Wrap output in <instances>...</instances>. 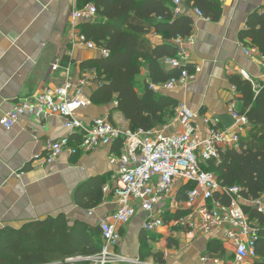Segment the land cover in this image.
<instances>
[{
  "label": "crops",
  "instance_id": "1",
  "mask_svg": "<svg viewBox=\"0 0 264 264\" xmlns=\"http://www.w3.org/2000/svg\"><path fill=\"white\" fill-rule=\"evenodd\" d=\"M219 2L221 15L217 21L196 16L190 9L193 31L192 42L187 46L188 65L192 70L196 66L200 70L186 84L161 93L185 104L192 112L218 117L219 127L229 129L233 120L227 112V105L234 101L236 108H243L241 99L232 90L229 76L241 75V70H244L255 85L264 86L259 49L248 39L243 41L239 37L249 14L259 8L264 9V0ZM73 8H78L76 0H0V117L17 98L31 97L45 88L60 86L68 78H77L90 68L83 64L100 58L98 50L73 43V34L79 33L81 21L71 20ZM149 37L155 43L160 41L154 33ZM248 48H254L251 56L244 53ZM56 58H60L62 63L53 70ZM167 59L162 62L169 65ZM68 61L71 65L66 71L64 66ZM146 75L147 69L143 66L137 77V91ZM95 87V81L88 84L85 89L88 98ZM115 105L101 106L90 101L89 106L79 111L78 117L85 122L95 117H107L117 127L129 128V122L121 112L114 110ZM173 117L156 128L179 131L181 127L174 123ZM198 122L203 128L200 118ZM63 136L71 138L72 133L56 115L41 121L20 120L10 128L0 125V233L7 229L18 230L33 222H57L68 230L80 225L85 226L91 235H100L99 219L117 207L114 192H104L103 187L110 185L119 173V166L111 164L109 157L119 151L120 144L116 142L84 152L77 148L78 140L74 136L69 146L76 148L75 153L62 152L53 163L40 165L35 158L45 153V142ZM101 180L99 188L98 181ZM180 188L182 185L176 192L178 199H181ZM100 189L103 198L92 207L91 203L98 197ZM87 203L91 207H86ZM262 207L264 209V202ZM179 213L167 210L164 225L147 231L143 229L147 213L137 207L135 215L120 226L121 239L115 251L149 264H228L232 261L234 247L230 241L217 237L223 253L219 250L209 255L208 243L214 238L188 233L176 225L174 221ZM143 235L147 236L151 249L150 256L141 259ZM99 241L102 244L101 236ZM78 254L81 253H75ZM158 255L162 261L157 260ZM204 256L207 261L202 260ZM256 258L251 257L249 262L252 264ZM80 261L85 260L65 262L79 264Z\"/></svg>",
  "mask_w": 264,
  "mask_h": 264
},
{
  "label": "built area",
  "instance_id": "2",
  "mask_svg": "<svg viewBox=\"0 0 264 264\" xmlns=\"http://www.w3.org/2000/svg\"><path fill=\"white\" fill-rule=\"evenodd\" d=\"M182 3L183 0H173V14L181 13ZM96 12L93 4H86L82 8H73L70 17L73 22L85 21L94 18ZM192 12L202 17L199 8H192ZM72 39L74 44L98 50L100 57L109 55L108 50L91 40L87 41L81 33H74ZM173 42L178 50L174 57L167 59V63L179 70V75L162 84H151L154 91L163 92L182 86L194 79L200 70L198 66L191 72L188 69L187 46L192 42V36L178 37ZM253 51L254 48H248L244 53L251 56ZM259 60L264 77V56ZM61 63V59L56 58L52 69H58ZM70 65L68 61L64 66L66 71ZM241 75L252 84L256 94L261 86L255 85L244 70H241ZM92 81L99 84L95 68L90 67L77 78H68L58 87L45 88L31 97L17 98L0 117V125L10 128L20 120L41 121L56 115L61 118L65 128L79 138L77 148L84 152L116 142L120 144L119 151L111 153L109 157L111 164L119 166V173L110 185L103 187L104 192H114L117 207L99 219L102 247L97 254L68 257L65 261L73 263L85 260L86 264L135 261L137 264H149L129 259L114 249L121 239L120 226L125 225L135 215L136 208L140 207L147 213L144 230L154 231L163 226L167 210L185 212V215L175 218L176 225L196 235L222 236L234 247L233 259L228 264H251L249 259L256 256L259 225L249 220L242 205H249L264 213V190L256 199H244L238 186L221 185L216 174L202 166L209 160L219 161L221 152L226 149L239 148L240 136L250 127L245 112L236 108L234 101L227 105V112L233 120L229 129L219 127L218 117L192 112L183 103H177L174 107L173 121L181 127L179 131H166L162 127L147 131L122 129L107 117H95L85 122L78 117V113L90 105L85 89ZM232 90L241 99L236 86L232 85ZM199 118L203 128L199 126ZM69 143V136L47 140L45 153L36 156L35 160L45 166L53 163L62 152L75 153L76 148L70 147ZM190 183L194 187L184 189V199H178L176 192L179 185ZM202 260L208 259L204 256Z\"/></svg>",
  "mask_w": 264,
  "mask_h": 264
},
{
  "label": "trees",
  "instance_id": "3",
  "mask_svg": "<svg viewBox=\"0 0 264 264\" xmlns=\"http://www.w3.org/2000/svg\"><path fill=\"white\" fill-rule=\"evenodd\" d=\"M86 4H93L97 12L94 18L80 21L79 33L109 52L107 57L83 64L95 68L99 81L90 94L91 103L101 106L116 103L114 110L121 112L131 130L147 131L167 123L174 115L177 101L150 86L179 75V70L162 61L176 55L178 46L173 42L176 38L192 34L190 9L197 7L203 17L217 21L221 15L219 0H184L179 15L173 14V0H76L78 8ZM151 33L160 39L158 43L151 40ZM239 37L243 41L248 39L264 56L263 8L249 14ZM143 66L147 75L137 91V77ZM188 69L193 71L190 65ZM229 80L241 94L242 111L250 127L240 136L238 149H226L219 161L209 160L202 166L213 171L221 185L238 186L244 199H256L264 190V87L255 94L252 84L240 74L230 75ZM101 185L102 180L98 181L99 188ZM192 187L193 183L182 186L179 197L184 199V189ZM102 198L100 189L91 206L98 205ZM85 206L91 207L89 203ZM242 206L249 220L259 225L257 258L252 264H264V214L249 205ZM182 215L185 212L176 217ZM99 236L91 235L85 226L68 230L57 222H33L18 230L7 229L0 233V264H48L55 260H60L57 264H67L68 257L97 254L102 247ZM220 242L219 238L210 240L207 253L212 255L219 250L223 253ZM141 243L140 257L144 259L150 256L151 249L147 236H142ZM156 257L162 261L160 255Z\"/></svg>",
  "mask_w": 264,
  "mask_h": 264
},
{
  "label": "rangeland",
  "instance_id": "4",
  "mask_svg": "<svg viewBox=\"0 0 264 264\" xmlns=\"http://www.w3.org/2000/svg\"><path fill=\"white\" fill-rule=\"evenodd\" d=\"M137 87H138V86H137ZM137 87H136V88H137Z\"/></svg>",
  "mask_w": 264,
  "mask_h": 264
}]
</instances>
